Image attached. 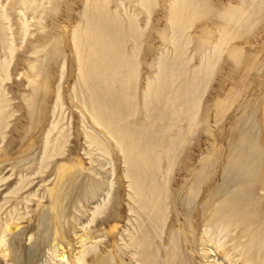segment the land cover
<instances>
[{
    "label": "rangeland",
    "instance_id": "obj_1",
    "mask_svg": "<svg viewBox=\"0 0 264 264\" xmlns=\"http://www.w3.org/2000/svg\"><path fill=\"white\" fill-rule=\"evenodd\" d=\"M20 1L0 0L1 10L9 17L6 25L15 34L10 80L3 84L12 102L6 111L8 127L0 135V264H68L57 256L58 251L64 249L66 259L72 262L79 251L77 242L86 232L93 237L88 264H141L140 260L147 259V264H264V0H195L198 9L192 14L190 9L171 10V0H153L141 8L136 0H110L108 4L111 11L117 1L129 8L128 13L139 11L136 27L144 29L142 34L133 32L135 40L138 33L141 36L137 41L129 43L133 38L129 34L131 38L126 39L128 52L139 41L138 73L136 69L131 72L135 75H130L133 80L128 86L138 85V108L127 123L147 119L143 93L149 78L157 77L155 70L161 57H169L167 62L171 64L186 60L189 82L181 78V83L199 86L194 98H202L197 127L185 133L184 144L179 146L171 166L170 155L162 154V168L171 180L169 218L161 237L150 229L154 244L149 251L130 245V235L137 232L145 216L130 198L133 190L128 187L119 147L110 140V151L101 152L89 144L86 135L91 127L100 128L92 123L80 102L73 33L76 28L85 31L99 0H25L19 5ZM233 5L243 9L249 6L247 20L228 26L223 15L231 13ZM123 7L112 14L121 12L125 22L129 15L122 12ZM177 11L183 16L181 24L190 40L186 51L172 40L180 23L173 25L169 17ZM21 17L29 23L26 36L20 35ZM125 23V28H130L127 32L131 31L130 19ZM2 45L0 40V60L5 58ZM37 46L44 47H38L37 55L30 54ZM37 59V67L30 70V62ZM202 60L205 70L194 74ZM209 62L214 66L208 68ZM31 77L35 81L29 86ZM31 95L30 101L26 99ZM53 122H59V128L51 139L62 128L69 141L62 157L51 159L44 174L33 175ZM160 126L158 123L150 132ZM242 142L243 146L236 149ZM235 150L241 153L239 158L246 156L245 167H255L253 177L231 172ZM244 160L239 159L242 164ZM59 174L64 175L61 183ZM44 178L47 181L40 182ZM195 179L201 181L196 196L192 193ZM57 182L62 191L56 206L52 199L59 191ZM27 196L28 201L24 199ZM224 200L228 203H222ZM98 206L100 211L94 215ZM133 207L138 214L131 211ZM6 220L18 224L19 229L29 227V231L2 234ZM172 234L175 242L171 241ZM174 253L175 259H171Z\"/></svg>",
    "mask_w": 264,
    "mask_h": 264
},
{
    "label": "bare ground",
    "instance_id": "obj_2",
    "mask_svg": "<svg viewBox=\"0 0 264 264\" xmlns=\"http://www.w3.org/2000/svg\"><path fill=\"white\" fill-rule=\"evenodd\" d=\"M109 2L110 0H99L98 3H96L93 11V13H96V15L91 14L92 18H89L88 26H86L87 29L85 28L84 32L79 31V33L78 29L76 28L73 33L75 42L74 44L76 47L79 62V82L81 84L82 93V99L80 98L82 101L80 102L87 110L90 119L93 121L92 123L97 126L96 128H100L99 131L94 127L90 128L85 123L86 126L90 128L88 130L86 129V135L89 139L88 142L90 141L89 144L91 143V145L97 146V148L101 152H109L110 150H108L109 148L107 147L110 140H113L115 141L120 149V152L123 155L124 163L126 165L125 175L129 180L128 187L133 190V193L131 192L132 195H130V198L132 201L134 200L135 203H137V205L139 206L138 211L140 213L143 212L142 214H144L145 216L144 218L141 216L143 220L139 224L138 228L136 227L137 232L133 233V235L129 233L131 234L130 245L138 248L139 250L142 248L146 251H149V248L153 246L152 244H154V237L151 232L152 230L150 229L158 232L156 235L157 237H161V234L163 233V230L169 218L168 201L171 196L169 194L170 191L168 186L171 183V180L168 177L169 172H165L167 170L164 171L162 168V154L170 155L168 157V163L171 166L176 159L175 156L176 152L178 153V150L180 148L179 146L184 144L185 133L188 131L192 133L194 127H197L196 122L198 120L202 98H194L199 86H196L194 84L190 85L188 83L187 85H185L184 83H181V78H183L185 82H189L186 79L190 77V69L186 64V60H183L180 64H171L170 60V62H167L169 57H167V59H163V57H161L156 65L157 69L155 71L157 77L154 79L149 78L147 87L143 93L144 109L148 120L144 119L145 122L143 123H127L131 115H135L138 108V85L137 83H135V86L128 87L133 80L130 78V75L132 77L133 75H135V73L132 75L131 72H134V70L136 69L135 71L136 73H138L137 64L139 62L138 56L136 55L138 53H136V49L138 51V47L136 46H138L137 44L139 43V41L138 43L136 42V46L134 42L139 39L138 36H140V31L144 30H140L139 27H136L138 19L140 18H138V15L140 14L138 11L140 10L138 6L147 7L148 4H152L153 0H136L135 3L137 2L138 6L136 5L137 7H134L138 11V13L135 11H131L130 13H128L129 8H124V4L120 6V3H118V1L113 11H111L109 10L108 6V4L110 5ZM24 3L25 0H21L19 5H22ZM131 6L132 5H130L129 7L131 8ZM250 6L252 5L250 4ZM122 7L124 10L122 12L128 13L129 16H127V18L129 17L130 19L131 25L129 24L128 26H131L132 30L128 32L127 30H129L130 28H125L127 26L125 22H129V19L123 22L125 18L122 20L123 15L122 17L120 16L121 12L120 14L118 13L119 16H113L112 14V12L117 14L116 12H119ZM170 7L171 10H173V8H176L179 11H186L190 9V12L192 14L198 9V2H196L195 0H177L173 2L171 0ZM248 7H246V9H243L240 8L239 5H233L231 8L233 9V11L231 13L228 12L223 15V18L226 19V24L228 26L230 24L237 25L244 20H247L246 16L249 11ZM179 11H177V13H174L173 16L169 17V21L173 25L174 23H176V25L180 23L178 24V26H176L177 28H175L174 31L171 28V31H173L172 40L173 43L177 44L179 47L183 46V50L186 51V49H188V45L190 44V40L188 39V37H186V29H184V26L181 24V22H183V16L181 13H179ZM7 20H9V17L4 13L3 10H1L0 7V40H2L3 42L2 48L5 56L3 60H0V135L2 136L3 130L7 129L8 127L7 122L5 123V120L8 117L6 116V111L9 108L10 102H12L8 100L6 91L5 89H3V84L6 80H10L9 68L15 51V34L13 35L11 33L12 27H10V25H6L8 24V22L6 23ZM28 24L29 23H26L23 18L21 19L20 35L26 36L28 31L30 30L28 29L30 28L28 27ZM135 30L139 31L138 34L136 33L138 35L137 40H135L136 35L135 37L133 35V32H135ZM142 33L143 31L141 32V34ZM128 34L133 36V38H131V36L129 37ZM130 38L131 40H128L129 43L134 39V47L132 46L133 50L130 49L133 53L128 52L127 48L129 43H127L128 41L126 39ZM38 47L40 46H37L33 51H30V54L37 55L40 52ZM43 47H40V49ZM234 55L235 54L233 52V56ZM206 59L209 60V57H206ZM43 60L44 59H42V61ZM203 60L202 64H200V66L196 67L193 70L194 74L200 72V70L203 69V64L205 63L203 62ZM38 61L39 59L33 61V63L30 62V70L37 67L36 62ZM210 64V67L207 66L208 68L213 67L215 63L211 65ZM204 68H206L205 65ZM32 71H34V69ZM137 75L138 74H136V76ZM34 77L37 76L34 75ZM29 80V86L34 85L35 80L32 79V77ZM33 96L34 95L28 96V98L26 99H29L30 101ZM60 102L58 101L57 103ZM128 107L132 108L131 113L130 111H126ZM56 111L57 107L56 110L53 111V114ZM59 122L51 123L50 128L46 132L47 134L45 136V146L38 161L39 166L36 171L32 172L33 175L44 174L43 169L48 167V162L63 154V149L68 140V136L65 135L66 133H62L63 129L61 128L62 130L60 129L58 133H55L57 134L55 138L51 139L52 134L59 128ZM158 123L159 125L161 124V126L158 128V130L156 129L155 132L153 131V133H151L150 131L152 130H150V128L154 126L156 127ZM183 123L187 124L184 128L181 127ZM175 128L177 129L175 130ZM149 132L150 134L148 135ZM243 143L244 142L237 145L236 149L242 147ZM240 155L241 153L238 152V150L234 151L233 159L230 163L231 172L232 170H235L236 173L241 176L245 175L253 177L255 173V167H253V170L251 169V164L248 165V167H245L244 158L246 156L242 159L239 158ZM238 158L242 161L244 160L243 164L242 161L240 162ZM238 174H236V176ZM63 176L64 175L61 174L58 175L57 178L59 183H61L62 179L64 178ZM199 179H195L192 184V193L195 196L198 194L201 185V181ZM237 179H239V176ZM46 181L47 179L44 178L40 182L45 183ZM59 183L57 184L59 191L56 195H54L52 199V204L56 206L59 203L58 200L61 195L58 193L62 191V186H60ZM54 190L56 191V189ZM24 199L28 201L29 197L27 196ZM239 199L240 198H236V201H238L240 205L242 204V202ZM222 203L226 204L228 202L224 200ZM99 211L100 208L98 206L94 211V215ZM131 211L138 214V211H136L134 207L131 209ZM225 216L228 217L229 215L225 214ZM146 219L148 222H146ZM28 229L29 227L19 229L18 224L14 225L10 223L9 220H6L2 223L1 233L6 234L9 232H13L14 234L16 233L15 235H18L20 233L26 234L29 231ZM175 237V234H172V236L170 237L171 241L175 242ZM92 238L93 237L89 232H86L84 236L81 237V239L77 242V244L79 245V251L74 255L72 262H69L66 259L64 249L63 251L56 250L59 253L56 254L60 257L61 261H66L68 264H88L89 255L92 252V245L90 246ZM2 244L3 240L0 239V245ZM151 255L152 254L150 253L148 254V256ZM175 257V253L170 256L171 259H175ZM140 263L147 264L148 259L147 261L140 260Z\"/></svg>",
    "mask_w": 264,
    "mask_h": 264
}]
</instances>
